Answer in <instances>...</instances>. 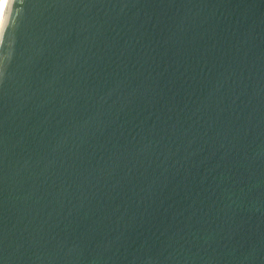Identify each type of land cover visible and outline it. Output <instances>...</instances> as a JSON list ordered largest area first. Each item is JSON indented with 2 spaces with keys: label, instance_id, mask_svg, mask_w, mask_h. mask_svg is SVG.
<instances>
[{
  "label": "water",
  "instance_id": "obj_1",
  "mask_svg": "<svg viewBox=\"0 0 264 264\" xmlns=\"http://www.w3.org/2000/svg\"><path fill=\"white\" fill-rule=\"evenodd\" d=\"M0 264H264V0H4Z\"/></svg>",
  "mask_w": 264,
  "mask_h": 264
},
{
  "label": "bare ground",
  "instance_id": "obj_2",
  "mask_svg": "<svg viewBox=\"0 0 264 264\" xmlns=\"http://www.w3.org/2000/svg\"><path fill=\"white\" fill-rule=\"evenodd\" d=\"M4 0H0V9H2V3Z\"/></svg>",
  "mask_w": 264,
  "mask_h": 264
}]
</instances>
